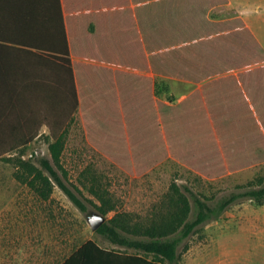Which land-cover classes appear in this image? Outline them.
<instances>
[{
	"label": "crops",
	"instance_id": "obj_1",
	"mask_svg": "<svg viewBox=\"0 0 264 264\" xmlns=\"http://www.w3.org/2000/svg\"><path fill=\"white\" fill-rule=\"evenodd\" d=\"M130 2L0 0V264H102L96 249L80 253L89 240L124 252L91 235L57 181L34 178L49 176L35 157L82 123V100L135 105L138 64L160 68L154 97L196 125L204 170L264 169V0ZM235 18L249 32L212 25Z\"/></svg>",
	"mask_w": 264,
	"mask_h": 264
},
{
	"label": "rangeland",
	"instance_id": "obj_2",
	"mask_svg": "<svg viewBox=\"0 0 264 264\" xmlns=\"http://www.w3.org/2000/svg\"><path fill=\"white\" fill-rule=\"evenodd\" d=\"M41 149L47 150L44 142ZM42 157L45 156L35 160ZM63 165L69 171L66 182L71 188L75 184L81 189L89 213H100L95 205L105 201L107 220L116 216L122 226L120 231L134 239H143L162 224L174 222L185 199L192 206L187 219L193 220L198 211L197 200L216 207L236 196L221 217L202 223L184 240L176 263L165 260L161 263L264 264V215L257 213L264 212V204L245 197V192L257 188L261 181L264 185V169L250 173L236 171L208 180L170 160L142 177H132L87 143L79 120L68 134ZM92 231L91 228V235ZM103 243L114 245L107 240ZM116 246L124 252H138Z\"/></svg>",
	"mask_w": 264,
	"mask_h": 264
},
{
	"label": "trees",
	"instance_id": "obj_3",
	"mask_svg": "<svg viewBox=\"0 0 264 264\" xmlns=\"http://www.w3.org/2000/svg\"><path fill=\"white\" fill-rule=\"evenodd\" d=\"M208 1L210 6L229 4V0ZM129 2V0H122L123 4H129ZM212 25L232 30L235 35H239L240 27L242 30L248 31L240 18L226 22H214ZM133 70L139 72L136 75L132 73L138 80L135 105L88 107L84 106V100H82L83 106L74 109L81 113L82 127L87 143L126 174L136 178L146 175L166 160L181 163L192 172H196L208 180L236 173V171L203 170L194 154L196 125L177 122L180 106L168 105L154 97L153 79L150 74L153 71L161 72L160 68L138 64ZM177 78L188 80L190 77ZM66 144L65 135L56 137L50 143L51 158L38 159V163L46 169L49 176H46L42 170L36 169L34 178L48 182L51 179L57 181L60 187L74 200L75 205L84 213H89V208L81 197V189L73 184L74 189L72 190L65 184V181L69 180V171L63 165ZM22 163L29 164L30 161H22ZM262 183L261 181L257 188L246 191L245 197L255 200L258 204H264V185ZM236 199V196L225 199L216 207L197 200L198 211L193 220L187 219V214L192 211V206L185 199L174 222L162 224L156 230L145 234L143 239H134L124 235L120 231L122 226L114 216L106 220L95 233L112 244L135 249L138 252L107 250L99 247L96 241L89 240L80 249V253H85L88 251L87 249H96L102 254V264H162L161 260L176 263L180 258L179 246L184 240L202 223L221 217L226 208ZM105 204L106 202L102 201L101 205H95L98 211L104 215L108 213L104 207Z\"/></svg>",
	"mask_w": 264,
	"mask_h": 264
},
{
	"label": "water",
	"instance_id": "obj_4",
	"mask_svg": "<svg viewBox=\"0 0 264 264\" xmlns=\"http://www.w3.org/2000/svg\"><path fill=\"white\" fill-rule=\"evenodd\" d=\"M88 221L91 225V228L96 231L103 223L106 222L107 218L104 214L98 212L88 213Z\"/></svg>",
	"mask_w": 264,
	"mask_h": 264
}]
</instances>
